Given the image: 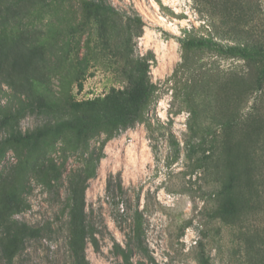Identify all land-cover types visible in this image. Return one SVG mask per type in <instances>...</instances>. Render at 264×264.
I'll use <instances>...</instances> for the list:
<instances>
[{
  "label": "rangeland",
  "instance_id": "1",
  "mask_svg": "<svg viewBox=\"0 0 264 264\" xmlns=\"http://www.w3.org/2000/svg\"><path fill=\"white\" fill-rule=\"evenodd\" d=\"M199 38L264 50V0H0V264H85L82 188L87 264H126L115 242L134 264H264V59ZM144 83L133 126L76 137L79 103ZM20 223L39 232L10 263Z\"/></svg>",
  "mask_w": 264,
  "mask_h": 264
},
{
  "label": "trees",
  "instance_id": "2",
  "mask_svg": "<svg viewBox=\"0 0 264 264\" xmlns=\"http://www.w3.org/2000/svg\"><path fill=\"white\" fill-rule=\"evenodd\" d=\"M98 6L111 9L109 6L99 4ZM190 45L212 47L222 52L242 55L248 58L264 59V50L256 47L246 46H221L211 39H189L187 41ZM151 96V87L148 84H141L135 88V91L130 98L117 96L110 101L98 102L96 100L79 103L80 106L87 105L89 108L84 110L83 114L79 116L76 123H73V130L76 137L83 142H88L95 132L101 128H105L111 132L126 129L133 126L141 118L144 106ZM98 160V159H97ZM110 181H108V190ZM120 189L123 188L120 184ZM85 190L82 188L80 193L73 195V204L71 210V224H72V249L79 262L85 261V247L87 244V237L92 245L99 249V241L95 230L90 227L86 216V200ZM234 206L230 203L218 209L221 213H231ZM39 229L32 228L26 223L15 224V228L10 230L6 237L1 242V252L8 262L16 257L18 252L23 249L25 240L30 235H35ZM140 234L136 232V237ZM115 252L122 257L126 264H134L133 252L130 247L124 248L119 243H114Z\"/></svg>",
  "mask_w": 264,
  "mask_h": 264
}]
</instances>
